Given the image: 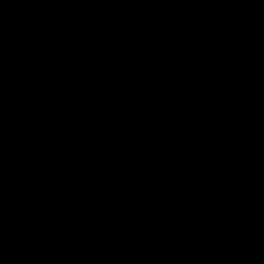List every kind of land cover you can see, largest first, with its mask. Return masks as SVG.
<instances>
[{
	"label": "water",
	"instance_id": "water-1",
	"mask_svg": "<svg viewBox=\"0 0 264 264\" xmlns=\"http://www.w3.org/2000/svg\"><path fill=\"white\" fill-rule=\"evenodd\" d=\"M0 264H264V0H0Z\"/></svg>",
	"mask_w": 264,
	"mask_h": 264
}]
</instances>
